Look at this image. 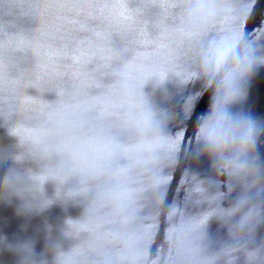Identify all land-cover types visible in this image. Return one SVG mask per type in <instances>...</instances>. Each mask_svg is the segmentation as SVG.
<instances>
[{"label":"clouds","instance_id":"obj_1","mask_svg":"<svg viewBox=\"0 0 264 264\" xmlns=\"http://www.w3.org/2000/svg\"><path fill=\"white\" fill-rule=\"evenodd\" d=\"M180 3L173 30L194 42L188 75L202 79L204 90L211 89L208 110L198 117L193 154L197 159L207 155L218 174L215 179L205 180L195 172L185 171L189 195L198 194V202L206 201L209 207L198 217L184 219L182 227L195 226L201 242L208 220L215 216L228 225L232 240L216 256L202 255L211 258L210 264H216L219 255L227 257L226 264H234L243 250L247 264H257L258 260L264 261V244L256 248L247 245L264 223V165L257 153L264 121L237 105L248 95L247 86L254 69L264 64V51L258 50L256 41L240 29L222 28L205 40L211 28L193 31L194 26L201 17L214 23L215 17L222 16V9L215 6L214 0H180ZM114 76L128 100L109 88L101 96L82 101L85 106L78 117L90 125L89 131L59 142L54 139L57 123L47 115L42 116L33 123L32 130L37 136L48 135L52 139L50 145L42 151L13 153L16 165L0 174V199L18 198L21 214L43 210L56 199L85 205L83 215L71 219L79 221V232L84 233L80 246L64 251L56 245L54 264H134L138 242L134 211L140 192L144 187L154 186L158 177L156 165L161 157L170 162L179 159L182 136L174 139L165 136L172 114L145 93L147 83L142 85L136 80L128 64L121 65ZM177 77L180 82H187L186 78ZM167 79L154 74L149 81L159 86ZM188 102L192 106L191 97ZM190 113L191 110L186 115ZM117 126L134 130V137L127 143L121 141L114 131ZM122 157L126 163H121ZM26 160L36 166H23ZM138 169L148 175H142ZM219 176H226L227 180L221 181ZM144 180L148 183H142ZM50 181L56 185L54 197L46 193L45 186ZM211 184H226L228 193L239 188V193L230 206L224 207L221 201L226 193L219 189L211 191ZM114 214L120 216L119 226L114 218L109 219ZM68 221L66 235H69ZM9 247L18 252V264H48L46 258H35L31 240H20Z\"/></svg>","mask_w":264,"mask_h":264},{"label":"water","instance_id":"obj_2","mask_svg":"<svg viewBox=\"0 0 264 264\" xmlns=\"http://www.w3.org/2000/svg\"><path fill=\"white\" fill-rule=\"evenodd\" d=\"M4 2L18 3L21 7L17 8L13 15L6 16L3 3H0V37L5 24H10L14 29V34L11 35L7 45L0 38V174L16 165L12 159L13 153L21 151L22 155L30 150L42 151L52 142L48 135L37 136L32 130L34 122L31 117L34 115H47L57 123L54 137L56 142L75 138L89 131L90 125L82 123L78 113L85 106L81 102L90 98L87 89L91 85V80L87 74L80 72L76 64H72V58H66L65 49L61 45L67 42L74 32H80L82 37L91 34L81 31L79 27L81 16L77 15V10L68 7L46 8L44 5L108 4L107 8L89 7L81 15L106 17V23L117 28H124L128 23L124 10L112 6L119 0H4ZM214 2L247 3L248 9L242 13L234 9H226L219 17L222 21L220 23H210L207 17H201L193 31L206 27L215 30L227 28L232 17L236 16L235 23L239 25V29L246 37L256 41L258 50L264 51V0H214ZM161 31L162 35L155 41H145L138 35L128 68L138 81L153 73L158 74L162 80L168 78L159 86L149 81L144 86V91L158 106L172 114L166 126V133L179 134L183 138V144L176 162L161 157L156 165L157 169L163 170L166 180L159 192L155 183L154 186L149 187L151 192L149 209L153 215L145 217L142 229L135 223L137 228L135 239L143 238L147 245V259H136L134 264H210L211 258H206L202 254L216 256L226 243L231 242L228 225L215 216L211 217L200 242L196 227H182V222L190 217H198L209 207L206 201L198 202V194L189 195V184H186L184 179L185 171L195 172L199 178L205 180L215 179L218 175L207 155L197 159L193 154L198 117L208 110L211 89L204 90V82L200 78L193 76L186 78L187 82L182 83L175 74H171L188 76L186 61L194 55V42H190L173 29L165 27ZM96 32L98 35L92 37L90 41H85L79 49L81 60L90 52L97 50L96 45L102 43L105 35L103 25L97 27ZM211 34L214 35L215 32ZM30 53L40 56L41 75L46 80L57 78L66 68L77 72L78 91L68 93L63 98V103L50 107L26 99L22 90V78L24 58ZM112 67L120 66L113 63ZM247 87L248 95L237 107H242L254 117L264 121V64L254 69ZM109 88L113 89L121 99H129L115 76L109 82ZM27 92L30 95L37 94L35 88H28ZM189 97L192 98V108L190 115H186L185 105ZM45 98L54 99L55 93H46ZM10 133L20 138V145L18 137ZM257 153L260 163L264 165V133L260 135ZM23 166L36 165L33 161L26 160ZM138 171L144 176L148 175L143 173L142 169ZM218 178L221 181L227 180L226 176ZM142 183L148 181L144 180ZM45 188L47 195L54 197L55 183L50 181ZM218 189L226 193L221 201L224 207L230 206L239 193V188L228 193L226 184L218 186L211 184V191ZM19 205L20 200L15 197L10 201L0 199V264H18L19 254L9 245L20 240H31L35 258L38 260L46 258L48 264H54L56 245L68 251L78 242L77 238L66 235L65 229L69 219V234L79 231V225H74L71 219L83 215L85 209L83 203L56 199L43 210L24 214L18 212ZM112 218L119 226L120 216L114 214V217H109ZM261 244H264V223L258 226L255 239L247 246L256 248ZM237 256L234 264H247L243 250ZM226 260V256L219 255L216 264H226ZM257 264H264V261L258 260Z\"/></svg>","mask_w":264,"mask_h":264},{"label":"snow or ice","instance_id":"obj_3","mask_svg":"<svg viewBox=\"0 0 264 264\" xmlns=\"http://www.w3.org/2000/svg\"><path fill=\"white\" fill-rule=\"evenodd\" d=\"M3 3V10L6 16H11L15 13V10L21 7L18 3H9L0 0ZM215 6L222 9V15L224 10H237L238 13L247 11V3L236 4H222L214 2ZM114 7H119L127 14V25L124 28H117L111 24L106 23V17H98L92 15H81L89 7H109L108 4L103 5H85V4H68V5H44L46 8L55 7H68L77 10V15L81 16L79 21V27L81 31L88 32L91 36H81L80 32H74L70 35L67 42L61 45L65 49L66 58H72V64H76L80 72L87 74L91 80V85L87 89V93L90 97H97L105 94L109 90V82L115 75L118 68H113L115 63L117 66L128 64L134 51V43L138 39V35L145 41H155L162 35V28L173 29L178 21V13L181 8L180 0H119ZM219 17H215V22L220 23ZM236 16L232 17L228 23L227 28L230 30H238L239 25L235 23ZM103 25L104 27V39L101 44L96 45L97 50L90 52L82 60L79 57V49L85 44V41L92 40V37L98 35L96 28ZM215 32L214 35L211 33ZM218 30L211 29L204 37L205 40L217 35ZM14 34V29L10 24H5L3 29L2 38L7 45L11 39V35ZM78 62V63H77ZM188 66L193 64V58L189 57L186 61ZM42 72V62L40 56L35 53H30L24 58L23 68V88L25 98L28 100H35L39 104L45 106H55L62 102L63 98L72 91H78V73L66 68L57 78L53 80H46ZM181 78H190L178 74L171 73ZM153 74H149L140 80V83L146 84L153 77ZM28 88H35L37 90L36 95H30L27 92ZM55 93L54 99L45 98L46 93ZM192 108L190 102H186L185 113ZM22 115V114H21ZM42 116L34 115L31 117L33 122H38ZM114 131L121 141L127 143L134 137V132L129 128L117 126ZM165 136L170 139H174L179 134L168 135L165 130ZM121 163H126L124 158H121ZM158 177L155 181V187L159 192L166 177L163 175V170L158 169ZM139 203L134 211V221L138 228L144 227V221L146 216L153 215L149 209V203L151 201V192L149 187L142 188L139 197ZM74 225H79V221L72 220ZM69 236L77 238L78 242L73 246V250L80 246V242L84 238V233L74 232ZM147 245L143 238L139 239L135 247V255L137 259L146 260Z\"/></svg>","mask_w":264,"mask_h":264}]
</instances>
